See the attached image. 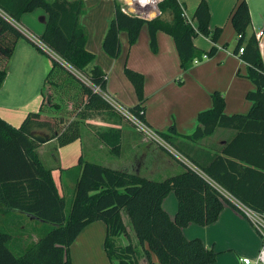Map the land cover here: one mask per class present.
Returning a JSON list of instances; mask_svg holds the SVG:
<instances>
[{"label":"trees","instance_id":"1","mask_svg":"<svg viewBox=\"0 0 264 264\" xmlns=\"http://www.w3.org/2000/svg\"><path fill=\"white\" fill-rule=\"evenodd\" d=\"M158 7L160 16L147 21L124 14L114 0V13L101 44L103 52L116 59L120 55L119 34L125 32L128 45L133 46L146 27L154 54L158 50L157 32L172 37L183 72L215 56V44L223 28L209 30L206 0H200L195 9V25L188 21L184 6L177 0H163ZM36 9L47 15L45 30L38 39L57 59L51 57L39 111L27 114L19 127L0 118V264H70V245L84 228L97 221L107 228L104 246L110 264H140L142 258L146 264H212L217 253L206 249L200 239L187 240L182 229L190 223H214L226 205L239 210L229 197L257 214L264 211V68L255 35L246 40L250 15L245 1L238 0L230 19L236 33L233 54L252 68L247 79L255 91L246 94V99L254 103L250 111L225 115L224 97L214 91L210 96L212 107L197 115L192 135L180 137L174 125L163 132L152 130L197 171L184 165L181 173L157 181L80 159L77 166L60 170L62 177L68 175L74 182L68 200L69 193L59 195L52 169L39 160L36 149L40 144L30 134L46 132L58 147H64L81 137L88 120L122 115L93 90L97 87L107 95V81L104 72L94 65L95 56L85 48L86 32L79 24L85 10L83 0H0V87L17 41L26 39L14 23L19 24L24 14ZM198 36L211 42L208 51L194 46L193 39ZM124 74L138 99L136 105L125 109L151 130L144 118L145 78L126 66ZM217 128L233 129L236 135L205 166L196 163L178 142H197ZM120 137L121 131L114 128L97 134L113 154L119 153ZM170 192L178 204L173 220L162 208ZM122 211L129 218L138 246H116L111 241L128 236ZM25 217L36 220L38 237L16 255L9 244L13 237L22 238L27 232ZM9 225L17 226L19 237Z\"/></svg>","mask_w":264,"mask_h":264},{"label":"crops","instance_id":"2","mask_svg":"<svg viewBox=\"0 0 264 264\" xmlns=\"http://www.w3.org/2000/svg\"><path fill=\"white\" fill-rule=\"evenodd\" d=\"M83 1L85 10L80 16L79 24L86 32L85 48L95 56L94 65L106 75L107 95L124 108L136 105L138 99L133 85L124 74V67L143 75L144 118L151 130L163 132L174 125L180 137L192 135L197 128V115L212 107L210 96L214 91L222 93L224 114L227 116L247 114L254 105L246 99L248 92L255 91L254 85L247 79L252 68L233 54L236 33L230 14L238 0H206L210 14L209 30L221 27L223 31L215 44V56L188 72L181 70L174 41L164 32H157L158 50L155 54L151 52L146 27L141 29L138 41L133 46L128 45L127 34L121 32L120 55L116 59L109 58L103 52L101 44L114 13V0ZM177 1L184 6L186 18L195 25L193 15L200 0ZM244 1L250 15V24L246 29L247 40L259 31L264 32V0L258 1L259 4L253 7L252 0ZM38 10L24 14L20 23L14 25L33 36H41L45 30L47 15ZM150 20L152 19L147 21ZM257 42L264 68V33ZM193 44L205 51L212 47L211 42L202 36L194 38ZM51 66L52 61L46 59L30 41L24 38L17 41L0 87L1 119L19 127L27 114L39 111L43 81ZM182 77L183 81L178 83ZM94 119L88 120L86 124H94L91 123ZM111 128L121 131L118 154L111 153L97 138L98 133L107 130L85 135L84 129L81 137L69 145L57 148L56 141L50 140L36 149L41 163L52 169L51 175L60 196L70 194L74 189L73 179L68 175L62 177L60 170L67 171L77 166L80 159L95 164L101 162L102 166L157 181L181 173L184 162L189 163L172 148L170 152V148L168 150L144 136L139 138L135 134L122 132L119 126L112 125ZM235 135L236 131L233 129L217 128L213 134L197 142L181 139L178 142H182L187 155L199 165L205 166L215 155H220ZM86 151L90 153L91 160L85 158ZM229 198L232 203H237ZM162 208L173 220L178 208L173 192L163 199ZM122 213L125 212H121V219L128 236L122 235L115 240L118 241V246L129 243L138 246L128 223L129 218L125 213L128 220L126 222ZM25 218L29 224L36 225L35 219ZM106 233V225L101 221L84 228L69 247L70 264H110L104 246ZM182 233L187 240L200 239L206 249L217 253L212 264H242V258H255L262 246L261 238L251 223L231 205L224 206L214 223L207 226L190 223L182 229ZM140 264H146L143 258Z\"/></svg>","mask_w":264,"mask_h":264},{"label":"built area","instance_id":"3","mask_svg":"<svg viewBox=\"0 0 264 264\" xmlns=\"http://www.w3.org/2000/svg\"><path fill=\"white\" fill-rule=\"evenodd\" d=\"M162 1L163 0H117L118 4L120 6V9H121V11L124 14H126L128 16L136 17V18H142V19H145V20L154 19L157 16H160V11L157 12V9H158L159 4ZM19 30L24 34V36L26 37V39H28L33 45H35L36 47H38L40 50L44 51L50 57L57 59V57L55 56V54L52 51H50L45 45H43L39 41V39L37 37L31 35L30 33H28L24 29H19ZM263 33H264L263 31H259L258 33H256L255 34L256 40H260L262 38V36H263ZM242 52H243V48H240L239 49V53L241 54ZM93 90H94V92H97V93L101 94L102 97L118 113H120L123 116H125V114H127L128 116H130L124 107H122L121 105H119L118 103H116L108 95L101 93V91L97 87H93ZM131 118L133 120H135L133 117H131ZM135 122L136 123H134V124H136L137 128L139 129V131L140 132H143V134L146 137H148L149 140H151V141L157 143L158 145H160V146H162V147H164V148H166V149L169 150L170 147L164 141H162L156 134H154V132L152 130L148 129L147 127H145L144 125H142L137 120H135ZM170 152H171V148H170ZM184 164L188 168L194 170V166L193 165H190L189 163H186V162H184ZM233 204L237 208H239V210L241 211V213L251 223V225L254 227V229L256 230V232L258 233V235L260 236L261 241H262V246H261L258 254L256 255V257L253 258V259L242 258L240 260L241 263L242 264H264V211L261 214H257L255 212L247 209L246 207L242 206L238 202L237 203L234 202Z\"/></svg>","mask_w":264,"mask_h":264},{"label":"rangeland","instance_id":"4","mask_svg":"<svg viewBox=\"0 0 264 264\" xmlns=\"http://www.w3.org/2000/svg\"><path fill=\"white\" fill-rule=\"evenodd\" d=\"M260 0H252L251 1V7L255 6V5H258ZM38 11H43L41 9H39ZM157 12H159V7L157 9ZM158 17V16H157ZM37 37V36H35ZM39 37V36H38ZM37 37V38H38ZM205 38V37H204ZM25 39V38H24ZM27 40V39H26ZM205 51V50H204ZM41 53L43 54V56L48 59V60H51V57L46 54L44 51H41ZM209 60V59H208ZM205 60H203L204 62ZM202 63V62H201ZM200 64V63H198ZM196 64V65H198ZM196 65L194 67H196ZM193 67V68H194ZM192 68V69H193ZM191 70V69H190ZM188 72V71H187ZM183 81V77L180 78V82ZM91 123H94V124H87V127H85V135L86 134H90V135H93L96 131H105V130H108L110 129V127L113 125V126H119L122 130V132H125V133H131V134H135L136 137H139V138H142L143 136L146 137L143 132H140L139 129L137 128L135 120H133L130 116H128L127 114H125V116L122 115V117H116V118H113V119H109L108 116H103L102 118H99V119H94L92 120ZM38 132H41V131H38ZM42 133L46 134V132H43ZM146 139H149L148 137H146ZM55 145V144H54ZM57 148H59L58 146H56ZM86 155V159L87 160H91V155L90 153H88L86 151L85 153ZM95 162V161H94ZM97 164H103V163H99V162H96ZM46 164V163H44ZM53 179V178H52ZM54 181V180H53ZM70 194L67 195V200L70 198ZM123 215V218L125 219V221L127 222V218H126V214L125 213H122ZM129 223V222H128ZM23 224H24V228L26 229V233L22 236V238H18L16 239L15 237H13V239L11 240L10 244H9V247L10 249L16 254V255H19L21 254V248L23 246H25V244L27 243H30L31 240L35 241L37 239V233H36V230L35 228H37L36 225H31L29 224L28 222V219L27 218H24L23 219ZM2 226V225H0ZM12 229V231H15L16 234H18V229H17V226H11L9 225ZM18 237H19V234H18ZM111 241H114L115 245L118 246V241L115 240V238H111Z\"/></svg>","mask_w":264,"mask_h":264},{"label":"water","instance_id":"5","mask_svg":"<svg viewBox=\"0 0 264 264\" xmlns=\"http://www.w3.org/2000/svg\"><path fill=\"white\" fill-rule=\"evenodd\" d=\"M30 137L36 142H38L39 144H44L50 141V138L48 135L42 132H38V131L32 132L30 134Z\"/></svg>","mask_w":264,"mask_h":264}]
</instances>
